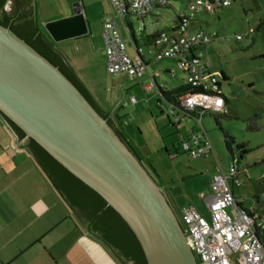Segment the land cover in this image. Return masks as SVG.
I'll list each match as a JSON object with an SVG mask.
<instances>
[{"label":"rangeland","instance_id":"obj_1","mask_svg":"<svg viewBox=\"0 0 264 264\" xmlns=\"http://www.w3.org/2000/svg\"><path fill=\"white\" fill-rule=\"evenodd\" d=\"M67 1L73 9V4L81 0H33L28 14L33 15L36 11L37 23L43 30L45 24L59 14L60 9L66 11ZM101 2L108 6L111 14H115L109 0H96L95 6L99 8ZM169 2V6L160 10L161 18L157 23L155 17L145 20L147 30H166L172 25L176 11L186 8V0ZM10 7L4 9L10 11ZM116 18L118 28L127 35L124 25H129L127 18L122 20L118 15ZM129 21L136 36H139L142 20L130 16ZM190 29L217 34L203 49L204 61L209 63L208 69L217 74L220 93L226 99L223 111L225 117L220 116L217 121L215 114L207 113L202 118L212 152L206 157H191L181 148L177 154H168L164 150L163 138L167 144L175 138L174 134L173 137L168 136V132L176 133V129L182 132L191 127L197 129L192 118L183 120L180 125L174 122V115L181 116L182 111L177 108L171 113V104L159 90L170 89L179 83L181 72L175 61L176 78L169 72L164 73L160 80L158 78L159 86L155 85L151 90L145 88L149 82L147 76L135 79L134 83L116 86L111 84L109 75L102 76L101 81L110 85L109 92H114L116 97L111 109L121 116L128 136L154 152L151 159L159 171L157 181L177 200L179 207L193 206L209 217L205 199L200 194L211 193V182L216 173L223 171L229 174L232 169L233 155L226 145L227 134L233 140L235 157L241 156L237 169L241 184H233L230 179L235 197L247 210L264 209V0H230L227 6L216 5L214 11L198 12L190 23ZM237 36L240 38L237 39ZM129 52L133 57L136 56L132 46H129ZM144 56L150 57L146 51ZM167 64L168 59L153 61L149 70H162ZM131 97L137 101L129 103ZM253 117H256L253 121L256 128L250 129L248 125ZM240 143L245 144L247 149L243 154L236 149ZM187 175H190L189 178L182 180ZM171 179L174 181L170 183ZM75 210L84 219V213Z\"/></svg>","mask_w":264,"mask_h":264},{"label":"water","instance_id":"obj_2","mask_svg":"<svg viewBox=\"0 0 264 264\" xmlns=\"http://www.w3.org/2000/svg\"><path fill=\"white\" fill-rule=\"evenodd\" d=\"M44 28L55 42L86 34L81 3ZM0 116L13 132L8 120L25 132L22 144L34 139L100 194L133 230L148 264H198L145 164L58 67L1 24Z\"/></svg>","mask_w":264,"mask_h":264},{"label":"crops","instance_id":"obj_3","mask_svg":"<svg viewBox=\"0 0 264 264\" xmlns=\"http://www.w3.org/2000/svg\"><path fill=\"white\" fill-rule=\"evenodd\" d=\"M32 1L8 0L5 7L11 5L10 11L5 10V8L6 12H4L8 15H13L18 9H22L25 6L28 9L32 6ZM95 1H80L88 28L86 34L59 42L52 40V43L62 53L66 62L79 77L97 108L108 116L129 148L141 159L157 180V178L159 179V171L153 165L155 163L151 159L154 152L146 149L144 145L138 144L128 136L121 121V116L111 109L116 100L114 92H109L111 88L108 86L110 85L107 86L106 82L101 81L102 76L106 77L109 75L111 84L116 86L126 82L134 83L135 78L127 75L114 76L108 73L104 41L101 35L102 24L107 15L113 17L116 23L117 15L113 12L111 14L108 6L103 2L100 3L99 8L96 7ZM161 9L159 8L157 11L142 17L134 16L142 20V32L139 36L134 33L132 23L129 21L130 16L126 17L129 25L126 26L124 24L137 44H146L149 36H156L162 32H171L175 24L174 17L176 13L172 18V25L166 27V30L153 31L147 30L145 27V20L150 17H155V23L159 21ZM72 14L73 9L70 8L67 1L66 11L60 9L59 14L53 19L56 20ZM25 17L34 18L37 23L36 11L33 15H29L27 11ZM38 27L42 30L39 25ZM121 34L124 38H127V35L122 32ZM129 46L132 45L128 44V52ZM206 47V45L200 47L202 54L203 49ZM131 57L133 56L131 55ZM144 59L147 61L149 70L150 64L155 60L145 56ZM165 59H168L167 67L157 71L149 70L150 73L160 72V75L156 78L157 81L158 78L159 80L162 78V74L168 73L169 68L174 69L173 77L176 78L177 76V71H175L173 65L175 60L172 58ZM180 72L179 83L170 89L185 84L184 73L181 70ZM145 76L150 81V76L148 74ZM165 85L168 86L169 83H165ZM182 121L177 124H182ZM192 129L194 127L185 129L182 132L179 129H176V133L168 132V136L173 137L174 134L175 138L171 139L169 144L163 138L164 150L168 154H177L178 149L181 148V140ZM24 144L21 143L18 136L5 124L0 116V264H126L122 263L114 252L95 237L89 231L85 219L74 208L69 207L65 203L39 169ZM189 176L182 177V180L189 178ZM173 181L171 179L170 183ZM164 192L177 214L182 208L186 207H179L177 200L175 201L169 192L165 190Z\"/></svg>","mask_w":264,"mask_h":264},{"label":"built area","instance_id":"obj_4","mask_svg":"<svg viewBox=\"0 0 264 264\" xmlns=\"http://www.w3.org/2000/svg\"><path fill=\"white\" fill-rule=\"evenodd\" d=\"M186 8L176 12L171 32H162L139 45L125 26L127 38L121 34L113 17L107 15L102 24V38L106 57V68L111 75H127L140 79L150 76L145 85L147 90L158 85L156 78L160 72L150 73L146 51L152 60L172 58L184 73V82L189 91L177 97L181 107L171 104V113L180 109L182 115L175 114L174 122L192 118L196 130L181 140L180 147L188 156L206 157L212 152L211 143L202 125L204 113L223 112L226 99L220 93V81L216 73L208 69L200 50L208 46L217 36L202 29L191 30L190 21L198 12L215 10L216 5L227 6L230 0H186ZM116 15L142 17L159 8L170 5L169 0H109ZM125 25V24H124ZM240 36H237V39ZM128 44L135 50V58L128 52ZM144 46V47H143ZM168 72L174 76V69ZM131 97L129 103H135ZM195 113V114H193ZM238 158L233 156V166L229 174L216 173L211 182V193L204 197L209 217L193 206H186L177 214L184 230L187 244L198 264H264V209L242 207L236 199L230 184L240 185L237 176ZM264 198V195L262 196Z\"/></svg>","mask_w":264,"mask_h":264},{"label":"trees","instance_id":"obj_5","mask_svg":"<svg viewBox=\"0 0 264 264\" xmlns=\"http://www.w3.org/2000/svg\"><path fill=\"white\" fill-rule=\"evenodd\" d=\"M7 1L8 0H0V24L5 27H10L21 39L26 41L53 65L58 67L97 111L108 120L117 134L125 142L119 130L112 124L108 116L97 108L79 77L66 62L62 53L55 48L46 30H40L34 18L25 17L28 11L26 8L27 6L18 9L13 15H8L4 12ZM153 37L154 36H149L147 40ZM222 78H225L224 74H222ZM159 90L169 103L176 107H181L177 97L189 91V87L184 84L173 89ZM207 113L215 114L214 116L217 121L220 116L225 117L223 112L207 111L204 113V116ZM250 120L251 122L248 127L250 129H255L256 125L253 121L256 120V117ZM8 121L21 140L25 136V132L12 121ZM225 139L227 148L231 151L232 155L235 156L232 148V138L225 134ZM24 146L65 203H67L69 207L78 209L84 213V219L88 224L89 231L114 252L122 263L148 264L142 246L133 230L122 216L112 206L107 204L106 200L100 194L76 177L34 139L29 138ZM236 149L240 150L241 154L247 151L243 143L238 144ZM137 158L141 160L138 156ZM237 158L239 162L241 156ZM257 200H259V197ZM262 206H264V201L262 202Z\"/></svg>","mask_w":264,"mask_h":264},{"label":"flooded vegetation","instance_id":"obj_6","mask_svg":"<svg viewBox=\"0 0 264 264\" xmlns=\"http://www.w3.org/2000/svg\"><path fill=\"white\" fill-rule=\"evenodd\" d=\"M126 143V142H125ZM128 146V145H127ZM129 147V146H128Z\"/></svg>","mask_w":264,"mask_h":264}]
</instances>
